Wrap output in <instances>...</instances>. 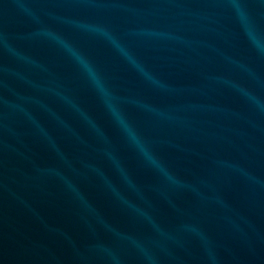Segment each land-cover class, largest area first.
I'll return each mask as SVG.
<instances>
[{"label": "water", "instance_id": "water-1", "mask_svg": "<svg viewBox=\"0 0 264 264\" xmlns=\"http://www.w3.org/2000/svg\"><path fill=\"white\" fill-rule=\"evenodd\" d=\"M0 264H264V0H0Z\"/></svg>", "mask_w": 264, "mask_h": 264}, {"label": "clouds", "instance_id": "clouds-1", "mask_svg": "<svg viewBox=\"0 0 264 264\" xmlns=\"http://www.w3.org/2000/svg\"><path fill=\"white\" fill-rule=\"evenodd\" d=\"M106 103L108 104V107L112 112L114 119L121 126L125 134L128 136L129 140L137 147V149L142 154L147 153V147L141 141L140 137L137 135L132 126L127 122L124 115L119 111V109L115 108V106L111 103V100H107Z\"/></svg>", "mask_w": 264, "mask_h": 264}]
</instances>
